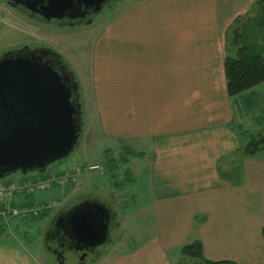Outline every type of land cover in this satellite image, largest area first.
Instances as JSON below:
<instances>
[{"label":"crops","instance_id":"obj_1","mask_svg":"<svg viewBox=\"0 0 264 264\" xmlns=\"http://www.w3.org/2000/svg\"><path fill=\"white\" fill-rule=\"evenodd\" d=\"M257 1L125 0L90 38L83 81L66 61L100 136L146 158L149 198L130 215L148 230L92 264H180L193 242L205 260L264 264V152L243 153L257 131L240 127L264 82L229 97L224 75L229 31ZM30 242L1 229L0 264H51Z\"/></svg>","mask_w":264,"mask_h":264},{"label":"rangeland","instance_id":"obj_2","mask_svg":"<svg viewBox=\"0 0 264 264\" xmlns=\"http://www.w3.org/2000/svg\"><path fill=\"white\" fill-rule=\"evenodd\" d=\"M125 2L119 0L116 10ZM114 12V11H113ZM110 10L99 15V18L88 25L76 28H63L57 26L41 25L27 20L22 14L7 7L0 2V56L9 51L19 50L23 47L36 48L47 46L55 50L59 55L74 67L79 75L78 79L83 81L85 76V65L89 55V41L94 35L98 26L112 15ZM255 14V12H254ZM256 18L260 14L256 13ZM228 45L230 43L228 39ZM81 81V84L83 83ZM78 82V81H77ZM79 86V84H78ZM81 93V121L82 135L74 151L66 158L51 164L44 173H29L26 176L10 175L3 178V184L18 183L22 179H50L53 176L59 177L60 173L66 172L73 175V180L64 181L59 187L51 184L44 192H34L33 195L23 196L13 194L11 203L7 201V195L0 196V213L7 211V214H0V230L14 232L17 236H26V241H32L33 246L42 245L44 227L49 219L54 216L63 206L73 204L85 196H98L111 207H113L120 223L121 217L125 216V222L113 227L108 242L96 248V251L87 255L83 264H92L91 261L106 255L108 250L116 242L124 240L128 246L136 244L138 238H134V230L143 232L148 230L146 225V211L141 216L130 215L139 202H145L149 198L147 187L142 176L146 171V158L141 161L134 156L136 148L129 144H115L116 142L102 138L92 124L90 111L82 90ZM250 107L245 122L240 124L242 132L255 133L264 126V101L260 95L252 94L246 102ZM240 106L235 104V112L238 113ZM139 152V150H138ZM137 154V153H136ZM138 155V154H137ZM137 162V163H136ZM93 163V169L88 165ZM139 165V166H138ZM82 169L77 174L76 169ZM139 169V173L138 172ZM64 174V175H65ZM116 184V185H115ZM15 195V196H14ZM29 201L33 208H38L35 215H13L11 208H22L23 203ZM22 204V205H21ZM43 207H46L44 211ZM40 208L43 210L41 211ZM25 241V240H24ZM37 244V245H36ZM48 262L58 264L46 253ZM180 256V252H179ZM91 259V260H90ZM67 264H77L74 260H68ZM180 264H200V261L184 257Z\"/></svg>","mask_w":264,"mask_h":264},{"label":"water","instance_id":"obj_3","mask_svg":"<svg viewBox=\"0 0 264 264\" xmlns=\"http://www.w3.org/2000/svg\"><path fill=\"white\" fill-rule=\"evenodd\" d=\"M11 1L40 5L38 13L47 20L69 11L76 17L85 13L79 8L84 0L76 4L71 0ZM92 2L98 11L101 0ZM24 50L27 47L0 56V180L12 174L44 173L70 155L82 135L81 104L72 99L76 86L42 56ZM115 217L105 203L83 198L57 216L55 236L61 243L68 242V250L92 252L109 241ZM56 262L64 264L62 252Z\"/></svg>","mask_w":264,"mask_h":264},{"label":"trees","instance_id":"obj_4","mask_svg":"<svg viewBox=\"0 0 264 264\" xmlns=\"http://www.w3.org/2000/svg\"><path fill=\"white\" fill-rule=\"evenodd\" d=\"M116 8L117 5L110 11L113 12ZM254 12L255 14L259 13L260 17L256 18ZM229 33L230 43L224 60V75L227 94L229 97H234L264 82V0H259L253 5L250 16L236 20L234 28H231ZM38 46L36 47L37 49L43 48L54 56V68L65 76L68 82L76 86L77 89L73 92L72 99H78L81 104L78 82L69 64L52 48L41 46V44ZM28 49L30 50L31 48L27 47ZM242 150L245 155H255L264 152V126L249 138ZM69 205L72 204L63 206L60 210ZM44 211L47 210L44 209ZM262 238L264 240V228L262 229ZM181 255L199 259L200 264H235L231 261H209L203 259L201 246L198 242L183 246Z\"/></svg>","mask_w":264,"mask_h":264},{"label":"flooded vegetation","instance_id":"obj_5","mask_svg":"<svg viewBox=\"0 0 264 264\" xmlns=\"http://www.w3.org/2000/svg\"><path fill=\"white\" fill-rule=\"evenodd\" d=\"M24 1V0H22ZM0 2H3L7 7L17 11L18 13L22 14L27 20L41 24V25H47V26H57V27H63V28H76L83 25H88L93 22H95L99 15H102L105 13L106 10L113 9L119 2V0H101L100 9L98 11H95L96 6L93 4L92 0H84V2L79 3V8L81 9V12L84 11V15L82 17H76L74 11H69L65 15H63L61 18H50L47 20L46 18L42 17L38 13L39 6L38 4L28 7L25 4H22L21 2L18 4L13 3L11 0H0ZM73 4L77 3V0H71ZM44 3V2H43ZM74 15V16H72ZM35 49V50H34ZM23 53H30L34 54L37 57H43L45 60H49L50 64L53 65L54 62V56L50 55L45 49L41 48H31L30 50H24ZM43 53L45 55L43 56ZM84 198H96L99 201L105 203L108 205L112 211L113 207H111L108 203H106L104 200L100 199L98 196L94 195L91 197L85 196ZM83 199V198H81ZM80 200V199H79ZM78 201V200H77ZM76 203V201L74 202ZM73 203V204H74ZM68 207H64V209L59 210L54 216H52L46 226L44 227V233L42 238V246L46 253H49L51 257L56 261L58 252H62L63 255V262L64 264H67L68 260H74L77 264H83L86 261L87 255L90 253H93L96 251V249L92 252H75L73 250L67 249L68 242H62L59 241L58 237L55 236L54 231V222L57 216L65 211ZM114 212V211H113ZM119 222L117 221L116 217L113 221V227H116L115 225H118ZM48 232V235H46L45 239V233ZM60 244H64L63 247H60ZM91 260V259H90Z\"/></svg>","mask_w":264,"mask_h":264},{"label":"built area","instance_id":"obj_6","mask_svg":"<svg viewBox=\"0 0 264 264\" xmlns=\"http://www.w3.org/2000/svg\"><path fill=\"white\" fill-rule=\"evenodd\" d=\"M79 169H76V172H78ZM73 180V175L70 173H67L65 175L56 177L53 176L51 177L49 180L48 179H22L21 181H19L18 183H6L3 184L2 181H0V196L2 195H7V201L11 200V197L13 194L15 195H31L34 192H44L45 190H48V188L50 187L51 184H55L56 186H60L61 184H63L64 181H69V180ZM14 195V196H15ZM41 209V208H40ZM11 213L13 215H17L19 213H21L22 215H27L32 212L34 215L35 213H37L39 210L38 208H21V209H17V208H11ZM3 214H5V212H2ZM7 213V211H6Z\"/></svg>","mask_w":264,"mask_h":264}]
</instances>
